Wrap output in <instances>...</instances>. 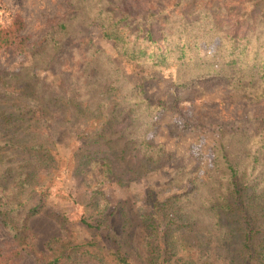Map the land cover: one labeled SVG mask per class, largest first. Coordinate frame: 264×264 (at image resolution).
Listing matches in <instances>:
<instances>
[{
	"label": "trees",
	"instance_id": "16d2710c",
	"mask_svg": "<svg viewBox=\"0 0 264 264\" xmlns=\"http://www.w3.org/2000/svg\"><path fill=\"white\" fill-rule=\"evenodd\" d=\"M126 1L66 0L64 13L34 41L20 14L0 28V48L31 58L24 70H0V225L10 237L0 245V264H23L29 255L40 264H264V135L246 132L223 135L209 167L179 173L190 189L150 195L140 247L128 233L109 242L69 233L50 239L46 252L36 250L31 219L45 208L44 188L65 172L60 136L83 140L70 168L123 183L117 165L138 149V125L147 126L153 113L142 85L124 90L122 70H100L105 53L92 44V26L139 68L193 64L184 82L232 77L253 101L264 99V0H221V7L218 0H175L140 12L127 10ZM212 37L216 50L196 56L198 42ZM75 39L86 57L80 74L58 83L39 78ZM143 144L155 169L165 149ZM92 198L82 222L101 231L113 212L101 190Z\"/></svg>",
	"mask_w": 264,
	"mask_h": 264
},
{
	"label": "rangeland",
	"instance_id": "374dc122",
	"mask_svg": "<svg viewBox=\"0 0 264 264\" xmlns=\"http://www.w3.org/2000/svg\"><path fill=\"white\" fill-rule=\"evenodd\" d=\"M174 1L127 0L125 8L131 12L157 11ZM216 4L221 7L224 1L218 0ZM65 8L66 0H0V28L9 26L14 17L20 14L26 19V34L34 41L43 34L49 22L64 13ZM226 20L231 21L229 18ZM160 34L156 32V36ZM89 35L92 44L105 53L98 61L100 70H122L125 73L122 81L126 85L124 90L142 85L145 91L143 96L149 99L153 113L147 126L138 125V149L125 159L127 164L117 165L116 174L120 175L123 183L107 179L102 182L103 172L97 170L80 173L70 168L67 161L71 153L83 145V140L73 135L60 136L65 172L44 188L47 194L45 208L30 222L37 251L46 252L50 239L69 233L80 240L96 239L102 242L113 241L128 233L133 244L140 247L145 234L141 216L151 209V194L165 199L190 189L192 184L189 179L179 173L209 167L214 157V146L223 135L225 138L241 132L264 135V99L253 101L243 86L232 82V77L225 80L212 76L199 82H184L189 71L193 70V64L164 69L147 64L142 69L119 56L114 41L106 40L98 25L89 28ZM217 40L212 37L198 42L194 54L206 58L216 50ZM67 46L54 70L38 71L39 78L58 83L63 77L80 74L84 66L82 61L85 62L86 57L77 49L76 39L67 42ZM30 65V56L0 48V70H24ZM229 74L232 76V72ZM143 143L161 145L165 149L155 169L153 163H146L149 158ZM87 167L90 168V164ZM130 168L135 171H130ZM95 189L104 193L109 204L108 212H113L101 231L89 228L82 222L86 216V205L93 202ZM125 218L129 220L128 228L125 227ZM9 239L8 233L0 225V245ZM23 264L40 263L29 255Z\"/></svg>",
	"mask_w": 264,
	"mask_h": 264
}]
</instances>
